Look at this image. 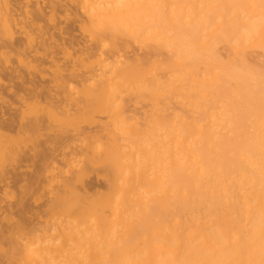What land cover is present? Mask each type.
Returning <instances> with one entry per match:
<instances>
[{"label": "bare ground", "instance_id": "6f19581e", "mask_svg": "<svg viewBox=\"0 0 264 264\" xmlns=\"http://www.w3.org/2000/svg\"><path fill=\"white\" fill-rule=\"evenodd\" d=\"M17 2L0 0V49L18 28L25 71L8 72L24 85L52 46L39 23L44 5L29 1L25 20ZM74 2L87 57L52 73L62 115L46 106L28 127L86 113L93 126L84 140L78 127L49 136L68 165L74 153L82 163L46 166L48 217L0 228L5 264H264V0ZM13 143L0 149V182L2 158L19 159ZM102 168L106 191H88L86 179Z\"/></svg>", "mask_w": 264, "mask_h": 264}, {"label": "rangeland", "instance_id": "374dc122", "mask_svg": "<svg viewBox=\"0 0 264 264\" xmlns=\"http://www.w3.org/2000/svg\"><path fill=\"white\" fill-rule=\"evenodd\" d=\"M16 1H18L17 2V5H19L18 8L20 7L18 11L20 18L23 17L25 20H29L31 16H29L30 14H27V16L26 14H24L26 13L25 8L27 5H30L31 2L36 1V0H16ZM53 1L54 2L62 1L60 4H63V6L58 4V7H62V8H58L57 5L54 8L53 6L54 4H56V2L51 4L50 0H40L41 4L44 5L45 7L46 15L43 18H41V20H39V23L41 22L40 24H42L43 27L48 28L47 29L48 35H49L48 38L50 41L47 40L48 43L46 41V45L47 47L52 46L51 48L53 50L51 48L48 49L49 55L47 56L46 60L42 64V68H43L42 71H40L41 70L40 69L38 71H32V73L30 74V78L32 77L31 80L35 78V80L38 81L39 84L37 83V87L39 89L35 90L36 83H34L35 86L32 84H28V81L30 80V78H29L27 71L24 72V74H26L24 76L26 77L28 75L26 77V80L27 79L29 80L28 81L25 80L26 81V83L24 84L25 86L23 85L24 83L23 78H22L23 80H21V77H18L17 79L14 76L15 78H13V76L9 74L10 70L8 69L10 68L12 69L18 68V70L25 71L23 70L25 69L23 67L24 66L23 63L19 61L17 54H15L17 52L16 50L19 49L18 46L21 48H23L22 46H24L23 38L18 28H15V29L13 28L14 31L12 32V34L13 33L15 34L13 35L14 40L13 39L9 40L11 41L10 43L12 44L10 46L9 45L6 46V49L3 48L4 49L3 52L5 51L4 53L8 57L6 55L5 57L4 53H3V56H4L3 57L2 50L0 49L1 61H3L2 57L7 59V60L4 59L5 61L2 62L4 63L2 64L3 65V67L1 68L2 70L0 69V112H1L0 113V130L2 131V133H4L3 135L6 136L5 142H3L2 147L0 149L2 150L3 148H5L6 146L8 147L9 145L12 146V141H13V142L18 143V144L16 143H13V144L15 146L17 145L16 147L18 149V152H20L19 157H18L19 159H17V161L12 160L15 165L10 164V162L12 163V161L10 160L8 161V158H9L8 156L7 158L6 156H4L7 163L4 160V158H2L3 164L5 166V171L7 172L6 173L7 180L0 182V224H1L0 228H5V227L9 228L10 226H14V223H16V221L17 222L19 221L18 223L21 222L20 224L23 223V225H25L26 227L27 226L33 227L34 225L38 224L40 221L48 217L47 209H48L49 204L51 203V197H50L51 193H49L50 190L49 188H47L49 183L45 179V176H44L45 174L44 170L46 169V166H48L49 168V167H52L53 165L55 166L58 165L59 167L58 168L56 167L58 170L62 172L63 171L66 172V170L68 169L69 170L70 169L72 170V168L76 169L77 166H79L82 163L80 159L81 156L79 158V155L77 156L78 153L77 154L74 153V156H73L74 158H72V160H74L73 163L75 164V166L76 165L77 166L76 167L74 166V164L72 163V160H70V163L72 164L68 165L69 163L68 161L70 158L67 156L69 159L68 161H66L64 157H62L64 156L62 155L63 150L61 149H54V151L52 150L51 148L52 143H50L51 137H52L51 135L58 133L60 131L58 129H61V128L67 129L69 127L70 130L72 128L74 130V129H77L78 127V128L84 129L83 132L85 131L87 133L86 134L84 132L85 135L83 134H82L83 136L81 135L84 140V138H87L86 135L87 136L90 135L89 133L92 128L91 126H93L92 124L88 122L90 121V119L88 118H92L93 114L91 115L90 113L89 114L86 113L84 115L81 114L82 115V116L80 115L81 117H79L78 115L77 116L78 118L76 119L74 118L75 120L72 119L73 120L72 122L68 120L67 124L60 125V126H57L59 123L56 121H52L51 123L48 122V124L44 125V127H41V129H39V132L38 130L37 132L32 131L28 127L34 122L36 117L42 113L43 109L46 106L48 107L53 106L52 108H54L55 111H57V113H59V111H61L60 114L63 112L62 111L63 105H60V102L57 100L59 95H57L56 92H54L55 88H52V86H54V75H52V73L54 74V69H56L55 71H57V69H61L62 66H63L62 67L63 69L65 68L67 70L68 68L69 70L67 71L71 72L75 68L74 65L77 64L76 62H78L79 59L87 57L85 45H88L91 43L87 39L84 38L85 36L80 27L81 22H79V19L82 18L81 11L79 10V6L77 7V11H76V8L73 7L75 6L74 5L75 0H53ZM77 1L80 4L81 0H77ZM51 7L53 8L51 9ZM66 8L68 9L66 10ZM60 9H62V11ZM53 11L56 13H54L55 16L51 18L50 16L52 15L51 13ZM51 20L53 21V23L49 22ZM53 25H55L56 28L53 27ZM50 36H53L52 38L54 37L55 38L52 39ZM20 38L22 39V41H20L18 44L17 42L20 40ZM137 46L138 47L135 46L136 48L134 49V52L138 54H142L144 52L143 48L141 49L139 48V45ZM29 59L33 60L37 64H41V60L38 56L37 57L31 56ZM6 62L8 63V65ZM57 65L59 67H56ZM33 75L34 76L36 75V76L33 77ZM52 76H53V81H52ZM75 78L74 80L72 78L70 80L72 82V85L74 83V86L78 87L77 85L80 84V83H77L79 81V78L76 80ZM15 81L18 83H16ZM41 84H43V86L46 84V88H45L46 90L49 89L47 88V86H49L50 84L51 86L50 88H52L51 93L55 94L56 96L55 95L51 96V95H48V93L46 94L43 91H41L42 90L41 88H43V86L42 87L40 86ZM32 88L34 89V91L32 90ZM18 92L21 95L20 97H23V98H20L18 96L19 95ZM16 93L18 94L17 96H15ZM60 107L62 109H60ZM82 137L80 138L81 140H82ZM10 138H11V142H10ZM4 143H7L6 146ZM78 143L80 142L77 141L76 144ZM50 150H51V153L53 152V154H55L54 158L52 160L45 161L43 158L44 152L45 153L46 151L50 152ZM75 160H78V161H76L75 163ZM64 165L67 167L68 166L70 167H68L67 169L65 168ZM106 179H107L106 172H104L102 168L99 171V173L94 172L93 174H90V176L88 177V179H86V182H85L86 188L89 189L88 191H90L91 189L90 192L94 191L95 193L96 192L100 193L104 190L106 191L107 189ZM2 245L4 246V248H8L9 246V244H7L6 241ZM5 263H6L5 256L0 255V264H5Z\"/></svg>", "mask_w": 264, "mask_h": 264}]
</instances>
